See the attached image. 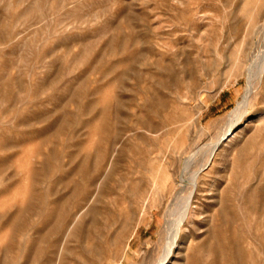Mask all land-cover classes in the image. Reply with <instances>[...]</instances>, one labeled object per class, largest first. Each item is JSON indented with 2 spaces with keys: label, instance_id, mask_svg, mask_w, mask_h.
Instances as JSON below:
<instances>
[{
  "label": "rangeland",
  "instance_id": "obj_1",
  "mask_svg": "<svg viewBox=\"0 0 264 264\" xmlns=\"http://www.w3.org/2000/svg\"><path fill=\"white\" fill-rule=\"evenodd\" d=\"M263 64L264 0H0V264H264Z\"/></svg>",
  "mask_w": 264,
  "mask_h": 264
},
{
  "label": "bare ground",
  "instance_id": "obj_2",
  "mask_svg": "<svg viewBox=\"0 0 264 264\" xmlns=\"http://www.w3.org/2000/svg\"><path fill=\"white\" fill-rule=\"evenodd\" d=\"M263 70H264V64H263V66H261V68L259 69V75L258 76H261V74H262V72H263ZM249 86H252V84L250 83V85ZM253 87V86H252ZM249 88H251V87H249ZM252 89V88H251ZM249 90V89H248ZM248 93H250V92H248ZM245 95V94H244ZM249 97V96H248ZM244 98V97H243ZM245 100H246V97L243 99V100H240V104L236 107V108H234L233 110H232V112L231 113H239L240 112V110H241V108H242V106L244 107V105L243 104H241V103H245ZM243 112V111H242ZM236 121V120H235ZM234 121V122H235ZM233 122V121H232ZM231 122V123H232ZM226 132V131H225ZM228 132V131H227ZM219 140L220 139H218V141L213 145V147H212V150H211V153H210V155H209V157H208V161H211L212 160V158H213V156H214V153H215V149H216V147H217V145H218V143H219ZM198 172V171H197ZM196 174V173H195ZM194 175V174H193ZM192 193H193V191L190 193V197L189 198H187V200L186 201H184V203H185V208H183L182 207V209H184L183 210V215H182V220L184 221L185 220V217H186V215H187V212H188V209L190 208V204H191V201H190V199H191V196H192ZM182 206H183V204H182ZM181 209V208H180ZM179 209V210H180ZM178 220V219H177ZM178 224H179V222H177ZM176 223V224H177ZM175 224V225H176ZM178 226V225H177ZM180 226V225H179ZM179 226L177 227V231H176V229H175V231H176V236L174 237V240H176L177 239V236H178V229H179ZM175 228H176V226H175ZM173 231H174V229H173ZM175 231H174V233H175ZM175 235V234H174ZM174 242V241H173ZM176 242V241H175ZM169 250H168V253H167V257L169 256V254L172 252V250H173V245H171L169 248H168ZM161 264H163V263H161Z\"/></svg>",
  "mask_w": 264,
  "mask_h": 264
}]
</instances>
